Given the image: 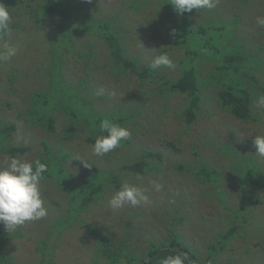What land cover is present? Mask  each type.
I'll return each instance as SVG.
<instances>
[{"label": "rangeland", "instance_id": "374dc122", "mask_svg": "<svg viewBox=\"0 0 264 264\" xmlns=\"http://www.w3.org/2000/svg\"><path fill=\"white\" fill-rule=\"evenodd\" d=\"M132 1L69 0L71 7L76 5L88 20L115 18V24H122L125 54L138 62L139 67L150 66L153 57L161 52L169 54L176 64L175 70H159L164 71L160 73H165L170 80L176 79L188 55L183 43L172 44L175 27L171 17L162 21L166 12L164 0H147L137 9L129 6ZM258 15L264 16V0H218L212 10L193 9L188 13L193 28L217 19L229 23L233 29V40L237 42L236 50L242 46V55L244 52L257 53L258 58L254 60L259 63L253 71L264 84V28L255 26ZM11 18L12 22L15 19L18 23L10 28L4 40L18 45L19 52L11 60L0 63V124H14L16 131L11 142L29 148L20 157L34 161L36 154L43 152L42 141L53 150L62 143V147L71 154L64 166L74 189L82 184L87 171L95 166L97 172L118 176L115 184L111 183V188L119 189L123 183L134 184L141 187L150 200L145 206H126L113 211L108 206L110 194L77 212L73 225L61 227L58 225L60 218L69 216L68 211L72 216L75 214L70 210L73 204L67 199L58 179H44L41 196L48 210L47 216L10 232L0 224V231L4 234L2 248L13 264H38L42 260L51 264H109L98 252V236L111 239L112 244H108V248L122 253L119 264L140 258L148 247L169 244L174 238L196 252L207 264H264V190H252L259 193L263 204L251 213L250 225L242 224V219H238L241 216L230 218L228 212L238 211L247 201L240 193L241 183L234 177L240 176L243 170L233 167L238 158L233 159L220 151L226 144H232V150H236L238 156L242 153L251 160L260 161L264 178V158L255 155L253 146L255 136L264 135V108L256 105L261 91H250L252 117L241 122L220 107L208 87L201 94L195 120L187 125L179 117L184 104L182 95L174 93L164 99L148 82L140 87L129 73L114 75L107 66L109 51L104 41L72 25L71 41L66 45L75 52L66 51L64 46L61 52L59 77L63 86L76 87L83 98L93 100L94 111L103 114L120 107L134 114L132 123L124 125L131 133L127 139L130 143L98 157L92 153L94 142L87 140L95 136L96 139L98 135L83 125L81 128L85 134L75 129L67 134L65 129L73 124L65 112L55 113L57 123L53 134L29 127L20 117L31 93L49 91L52 76L45 75L43 71L50 64L46 38L53 31L56 34L59 28L56 20L46 21L38 27L30 18L22 22ZM213 72L210 60L201 63L198 80H203L201 73L208 76ZM148 86L152 93L147 90ZM101 87L106 94L97 97L95 91ZM20 137L29 142L25 144ZM156 154L161 156L160 161ZM44 155L43 152L38 156ZM74 156L85 160L88 167H85V161L76 160ZM6 157V154H0V167L4 166ZM144 157L148 166L145 174L139 175L143 177L142 181L136 179V173L122 169L124 165H131ZM203 167L218 173L216 187L224 191V196L210 190L209 183L202 182L196 175L195 172ZM152 180L163 184L162 192L152 189ZM85 225L92 230L86 229ZM233 226L236 230L232 236L223 244L219 242L218 235Z\"/></svg>", "mask_w": 264, "mask_h": 264}, {"label": "trees", "instance_id": "16d2710c", "mask_svg": "<svg viewBox=\"0 0 264 264\" xmlns=\"http://www.w3.org/2000/svg\"><path fill=\"white\" fill-rule=\"evenodd\" d=\"M146 1L133 0L129 6L137 9L139 5H144ZM0 2L8 7V10L11 11V17L18 18L19 22H22L25 18H30L38 27L46 21L51 22L56 20L58 22L59 31L56 34L53 31L52 35L46 38L48 47L46 51L50 54V64L46 68L44 67L43 71L45 75L48 73L52 76L49 91H35L31 93L26 102L27 106L23 110L24 112H20V117L31 128L41 129L49 134L55 133L57 119L54 117L56 112H65L72 120L71 123L73 125H69L65 129L66 133L72 132L74 129L84 133L85 130L81 128L83 125L96 135L106 134L100 128V123L103 119L107 118L121 126H124L126 123H132L134 119L132 111H127L120 107L116 111L109 110L110 112L103 114L96 110L94 111L92 107L93 100L83 98L78 93L79 91L76 87L63 86L61 77H59L63 58L61 52L62 46L65 47L66 51L75 52L71 46L66 45V42L71 41L72 25L104 41L109 51L107 66L114 75L119 76L129 73L135 77L140 87L148 82V85H154V88L164 99L174 93L182 95L184 97V104L182 105L183 109L180 110L179 117L187 125L195 120V110L199 106L201 94L208 87L215 94L216 102H218L220 107L228 111L235 120L241 122H247L252 117V96L250 91H261L264 94V84L257 79L253 71L259 63L254 60L258 58V55L257 53L245 54V52L242 55V46L239 47L238 51L236 50L237 42L232 37V26L224 20L217 19L193 28L191 20L188 17L189 12L178 15L170 4L171 0H164L166 12L162 17V21L166 17H171L172 25L175 27V38L172 40V44L178 45L179 42L183 43L186 49L185 52L188 55L187 61L183 62L184 66L174 80L167 78L165 73H160L164 72L162 70H154L150 66L139 67L140 64L138 62L126 56L122 45L123 35L121 32L123 25L115 24L117 22L115 18L88 20L81 14L76 5L71 7L69 0H0ZM167 12H169V15ZM59 14H61V17L56 18ZM13 21L10 28L15 27L16 23H18L15 19ZM223 28L227 32H223ZM169 32L173 34L170 30ZM5 37V35L0 36V40H4ZM207 60L211 61L214 72L208 76L201 73L203 80L199 81L197 75L200 64L206 63ZM158 81H161L160 84L155 86ZM147 90L150 93L153 92L149 86ZM147 106L150 108L149 105ZM15 131L16 127L14 124L4 126L3 123L0 124V154L21 156L29 150L26 146H16L11 142ZM95 137H89L87 140L95 142ZM129 143V140H125L122 142V145H128ZM41 145L45 155L38 156L43 153L39 152L36 154L35 160H40V162L47 165L44 179L59 180L60 187L65 190L67 199L73 204L70 210L75 212L72 216L68 211L67 215L69 216L59 219V226L73 225L77 212L84 210L85 207H88L87 205L94 204L105 196L112 194L110 189L115 190L111 188V183L115 184L118 176L113 174L110 177L109 174L111 173L109 172H97L95 166H92L90 171H87L85 180L82 181V184L77 189H74V185L67 179L70 177L67 175L66 167L64 166L66 159L71 157L70 152L64 146L62 147V143L55 150L45 141H42ZM231 145L227 146L226 144L220 148V151L233 159L238 158L233 167L241 168L243 172H241L240 176L234 177L241 183L240 193L246 197L247 201L240 206L238 211L228 212V216L230 218L237 217V215L241 216L238 219H242V224L250 225L252 219L251 213L255 212L258 205L263 204V200L258 196L259 193L252 191L253 189L264 190L261 164L260 161L251 160L250 157L248 158L242 153L238 156L235 153L236 150H232ZM170 146L172 145L170 144ZM149 156L152 155L149 154ZM145 157L131 165H124L122 169L136 173L137 175H144L148 166ZM155 157L160 161L161 156L156 154ZM195 173L198 177L200 176L199 179L202 182L209 183L210 190L224 196V191L218 188V186L216 187V184L218 185L217 179L219 178H217L218 173L214 169H205L203 167ZM116 186L119 187L118 184ZM85 228L92 230L89 225H85ZM234 230H236L235 226L224 233H220L218 235L219 242L221 241L223 244L225 240L232 236ZM3 241L4 234L0 231V264H13L10 256L2 248ZM96 241L99 246V254L101 252L100 255L104 256L109 264H119V257H121L122 253L108 248V244H112L111 239L98 236ZM214 247L216 248V246ZM178 252L187 253L191 259V264H207L196 252L181 244L176 238L170 240L169 244L166 245L148 247L144 255L140 258L128 259L126 264H132V261L135 262L134 264H160V260L163 257L175 255ZM38 264L51 263L42 260ZM226 264L232 263L228 262Z\"/></svg>", "mask_w": 264, "mask_h": 264}, {"label": "clouds", "instance_id": "9594fccd", "mask_svg": "<svg viewBox=\"0 0 264 264\" xmlns=\"http://www.w3.org/2000/svg\"><path fill=\"white\" fill-rule=\"evenodd\" d=\"M218 0H171L173 10L178 15L201 9L212 10L217 6ZM12 22L11 14L2 2H0V36L7 35ZM255 26L264 28V16H256ZM19 46L9 43L7 40L0 42V63L7 62L16 57ZM150 67L152 69L166 68L175 70L176 64L167 53L155 55ZM106 90L99 88L95 91L97 97L105 96ZM111 95V94H109ZM259 108H264V94H260L256 101ZM103 133L98 135L92 145V153L95 156L103 157L113 152L127 140L131 133L127 127L113 123L105 118L100 123ZM25 144L29 141L24 137ZM253 146L256 149L255 155L264 158V135H256L253 139ZM81 160L79 156H74ZM4 166L0 167V224H3L8 232L15 231L18 227L27 222L37 221L47 216L48 210L44 206L41 196V182L44 180V173L47 172V165L40 160L29 161L20 156H7L4 159ZM85 167H88L85 161ZM136 179L142 181L143 177L137 175ZM152 189L159 193L163 191V184L152 180ZM111 191L108 206L116 211L124 207L136 208L150 203L145 191L134 184L123 183L119 189ZM172 203L173 201H169ZM191 264V259L185 252H178L175 255H167L160 260V264Z\"/></svg>", "mask_w": 264, "mask_h": 264}]
</instances>
